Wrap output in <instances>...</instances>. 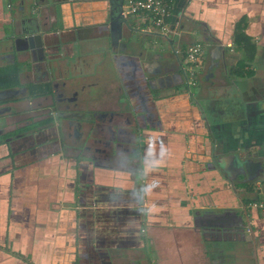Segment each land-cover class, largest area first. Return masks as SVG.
<instances>
[{"label":"crops","instance_id":"0c3cea01","mask_svg":"<svg viewBox=\"0 0 264 264\" xmlns=\"http://www.w3.org/2000/svg\"><path fill=\"white\" fill-rule=\"evenodd\" d=\"M168 1L163 30L127 0H0L1 50L40 35L50 80L105 102L72 92L74 154L54 127L0 146V264H264V0Z\"/></svg>","mask_w":264,"mask_h":264},{"label":"flooded vegetation","instance_id":"af4514ba","mask_svg":"<svg viewBox=\"0 0 264 264\" xmlns=\"http://www.w3.org/2000/svg\"><path fill=\"white\" fill-rule=\"evenodd\" d=\"M16 40L17 37L14 41L16 42L15 45H11L8 49L1 50L0 48V66L11 61L20 60L24 62V64L30 63V68L26 70L27 72H25V74H23L21 85L0 89V91H10L8 93H0V146L8 145V147H10L13 142L20 139H23L24 141L29 137V140H32L31 138H34L48 128L54 127L57 132L59 129L60 132L64 133L66 126L62 122L66 123V121L69 128H72L73 139L75 141L79 140L78 138L81 136L79 125L73 121V119L77 117L75 106H73L75 104L73 101L75 93H67L68 91L64 87L65 83H62L61 86L59 83L57 84L50 80L53 75L49 74L47 71V64L41 52V48L37 44V40L33 39L32 49L25 50L19 49L26 48L29 43L22 39H20L19 42ZM73 56L74 53L73 55L65 53L61 55V58L63 59L60 60H65L64 63L67 62V64H69ZM34 59H38V62L34 63ZM48 83H50L52 87L51 94H42L35 97L32 96L30 91V86L32 84L44 86ZM33 99L43 100L45 103L42 102L36 107V109H31L30 107L19 108L20 106H16L17 104H23L24 102H31ZM29 110H31L30 112L32 114H28ZM7 113L9 115L4 116V114ZM34 114L37 115L34 116ZM104 117V121L112 120L111 115H106ZM90 126L91 130L94 129L92 123ZM100 130L105 135H108V138L104 140V145H106V147H111L110 141L116 140L117 148H121L118 141L125 140L124 127L117 126V129L114 130L112 126L105 124ZM60 132H58V136H60ZM136 151L137 149L134 148L133 152H135V154Z\"/></svg>","mask_w":264,"mask_h":264},{"label":"built area","instance_id":"2783aa9c","mask_svg":"<svg viewBox=\"0 0 264 264\" xmlns=\"http://www.w3.org/2000/svg\"><path fill=\"white\" fill-rule=\"evenodd\" d=\"M123 13L127 16L143 14L151 18L153 23L161 29L168 28L166 21L170 13L168 0H127ZM186 53L188 64H199L204 54V46L202 43H195L187 48Z\"/></svg>","mask_w":264,"mask_h":264},{"label":"rangeland","instance_id":"374dc122","mask_svg":"<svg viewBox=\"0 0 264 264\" xmlns=\"http://www.w3.org/2000/svg\"><path fill=\"white\" fill-rule=\"evenodd\" d=\"M18 9V8H17ZM1 63H4V62H1ZM114 63L113 62H108V64H107V66H106V68H105V70H100L99 68H98V66H97V68L98 69H96V72H95V74H93L92 76H91V78L94 80V78H96V77H98V76H100V74H102V75H104V74H106V76H107V78H109V79H111L112 78V76H114L115 77V70H114ZM215 71H217L218 73H219V71H220V68L219 69H217L216 68V70ZM104 73V74H103ZM204 75H208V70H206L205 72H204ZM208 77V76H207ZM88 79L89 78H86V79H84V78H82V81H84V85H83V88H82V86L78 83H75L73 86H72V91H70V93H72L73 91H76V92H83V91H91V95L92 94H96L95 92H97L98 94L97 95H95V97H93V96H91V95H88L85 99L84 98H82L81 99V101L83 100L84 101V103H85V105H86V107H89L90 105L91 106H93L94 107V105H99V106H103V105H105V102H104V100H101L100 98H101V92L100 91H102V89H101V87H99V88H96V89H90V88H88L89 86H88V84H89V82H88ZM84 88H85V90H84ZM100 92V93H99ZM69 93V94H70ZM83 95H84V93H83ZM94 99H98L99 101H98V104H95V102H93V100ZM45 103V101H43V100H36V99H33L31 102H24L23 104H17L16 106H20L19 108H26V107H30L31 109H36V107L39 105V104H41V103ZM15 106V105H14ZM31 110H29L28 112V114H32L31 112H30ZM5 115H9L8 113L7 114H4V116ZM35 115H37V114H34V116ZM62 123H64L65 124V126L67 125L65 122H62ZM67 127V126H66ZM65 127V128H66ZM69 128V127H68ZM69 131H67V129H66V133H68L69 132V134H70V132L72 133V128H69L68 129ZM97 130V129H96ZM72 136V135H71ZM80 141V140H79ZM75 142V141H73V138H68L67 139V145L69 146V147H71V148H67L65 151H64V153H66V154H74L75 152H78V148L80 147V143H81V141L80 142ZM137 151H139L138 149H137ZM86 154H88V152L87 151H83V155H86ZM112 155H114L113 153H111ZM134 156H139V154H134Z\"/></svg>","mask_w":264,"mask_h":264},{"label":"trees","instance_id":"16d2710c","mask_svg":"<svg viewBox=\"0 0 264 264\" xmlns=\"http://www.w3.org/2000/svg\"><path fill=\"white\" fill-rule=\"evenodd\" d=\"M168 4L170 5V1H168ZM236 35L237 39H242L244 36H247L243 32L242 27H239V33H237ZM20 69L21 68L19 67L18 63H14L13 65L0 66V89L21 85ZM30 91L32 96L35 97L42 94H51L52 87L50 83L44 86L39 84H32L30 86Z\"/></svg>","mask_w":264,"mask_h":264},{"label":"water","instance_id":"95a60500","mask_svg":"<svg viewBox=\"0 0 264 264\" xmlns=\"http://www.w3.org/2000/svg\"><path fill=\"white\" fill-rule=\"evenodd\" d=\"M119 25V24H118ZM118 31L119 30H117V32L116 33H118ZM118 36V34H116L115 35V37H117ZM35 38H38L39 40L41 39V36L40 35H37V36H32V35H30V36H26V37H22V38H17V42H19V40L20 39H22V40H24L25 42H29V45L30 46H33V42H32V40L33 39H35ZM39 44H41V42L39 41ZM27 48V47H26ZM19 50H21V49H19ZM8 92H10V91H7V90H2V91H0V93H8Z\"/></svg>","mask_w":264,"mask_h":264},{"label":"clouds","instance_id":"9594fccd","mask_svg":"<svg viewBox=\"0 0 264 264\" xmlns=\"http://www.w3.org/2000/svg\"><path fill=\"white\" fill-rule=\"evenodd\" d=\"M161 155H163V152H161Z\"/></svg>","mask_w":264,"mask_h":264}]
</instances>
